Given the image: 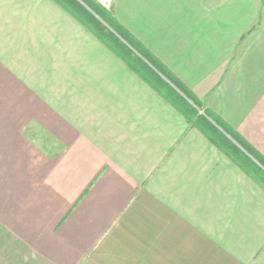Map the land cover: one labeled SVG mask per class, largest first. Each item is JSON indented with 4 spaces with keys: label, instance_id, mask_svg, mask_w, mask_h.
I'll list each match as a JSON object with an SVG mask.
<instances>
[{
    "label": "crops",
    "instance_id": "crops-1",
    "mask_svg": "<svg viewBox=\"0 0 264 264\" xmlns=\"http://www.w3.org/2000/svg\"><path fill=\"white\" fill-rule=\"evenodd\" d=\"M110 11L264 158L260 0ZM0 264H264V191L52 0H0Z\"/></svg>",
    "mask_w": 264,
    "mask_h": 264
},
{
    "label": "trees",
    "instance_id": "trees-1",
    "mask_svg": "<svg viewBox=\"0 0 264 264\" xmlns=\"http://www.w3.org/2000/svg\"><path fill=\"white\" fill-rule=\"evenodd\" d=\"M103 45L126 67L171 104L217 149L264 191V158L239 134L211 112L199 114L200 104L170 72L135 41L115 17L94 0H52ZM261 8L264 0H260ZM187 100L192 105L187 103Z\"/></svg>",
    "mask_w": 264,
    "mask_h": 264
},
{
    "label": "built area",
    "instance_id": "built-area-1",
    "mask_svg": "<svg viewBox=\"0 0 264 264\" xmlns=\"http://www.w3.org/2000/svg\"><path fill=\"white\" fill-rule=\"evenodd\" d=\"M94 1H96L98 4H100L105 9H110L112 2H113V0H94Z\"/></svg>",
    "mask_w": 264,
    "mask_h": 264
},
{
    "label": "rangeland",
    "instance_id": "rangeland-1",
    "mask_svg": "<svg viewBox=\"0 0 264 264\" xmlns=\"http://www.w3.org/2000/svg\"><path fill=\"white\" fill-rule=\"evenodd\" d=\"M96 2V1H95ZM97 3V2H96ZM98 4V3H97ZM102 7V6H101ZM104 8V7H103ZM106 10H108V12H111L110 10H111V8L110 9H106ZM263 13L261 14V19H264V7H263V11H262Z\"/></svg>",
    "mask_w": 264,
    "mask_h": 264
}]
</instances>
